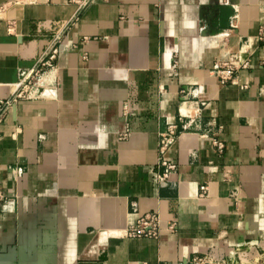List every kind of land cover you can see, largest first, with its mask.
<instances>
[{
	"label": "crops",
	"instance_id": "obj_1",
	"mask_svg": "<svg viewBox=\"0 0 264 264\" xmlns=\"http://www.w3.org/2000/svg\"><path fill=\"white\" fill-rule=\"evenodd\" d=\"M0 101V264H190L264 242V0H0ZM167 120L177 168L158 186ZM154 210L159 237L126 236Z\"/></svg>",
	"mask_w": 264,
	"mask_h": 264
},
{
	"label": "built area",
	"instance_id": "obj_2",
	"mask_svg": "<svg viewBox=\"0 0 264 264\" xmlns=\"http://www.w3.org/2000/svg\"><path fill=\"white\" fill-rule=\"evenodd\" d=\"M14 3L18 4L22 0H12ZM57 48H53L50 54L41 63L42 68L51 66L53 60L57 55ZM243 65H246L243 64ZM235 68L231 66L219 67L216 70V75L219 78V82L222 85H227L234 77ZM43 76V71L41 68H37L35 71L25 74L23 76V83L25 86H31L33 89L30 90L29 96L37 95V88H34V84H30V81L38 83V81ZM4 104L0 101V105ZM7 105V104H6ZM6 110L4 109L0 114V123L5 118ZM178 121L177 120H167L165 127L160 132L159 139V158L157 165L163 168L162 172H157L154 170V181L158 186H166L168 184L170 176L177 168V164L166 158L165 154L168 152L169 148L178 139ZM218 149H223V144L221 142H216ZM207 190L206 186L201 187L202 193ZM6 199V192L0 188V208ZM161 217L160 214L154 210L141 214L132 224L126 229V236L129 238H157L159 237L161 230ZM168 228L170 230H175L176 222L168 223ZM264 242L258 241H244L241 244L230 248L225 253H217L215 251H209L204 254H196L190 259V264H245L246 261L252 260L253 264L264 263Z\"/></svg>",
	"mask_w": 264,
	"mask_h": 264
},
{
	"label": "rangeland",
	"instance_id": "obj_3",
	"mask_svg": "<svg viewBox=\"0 0 264 264\" xmlns=\"http://www.w3.org/2000/svg\"><path fill=\"white\" fill-rule=\"evenodd\" d=\"M262 244H264V243H262ZM247 263H245V264H253L252 263V260H248V261H246ZM256 264H259V263H256ZM261 264H264V263H261Z\"/></svg>",
	"mask_w": 264,
	"mask_h": 264
},
{
	"label": "water",
	"instance_id": "obj_4",
	"mask_svg": "<svg viewBox=\"0 0 264 264\" xmlns=\"http://www.w3.org/2000/svg\"><path fill=\"white\" fill-rule=\"evenodd\" d=\"M15 109H16V105L13 106V110H14V112H15Z\"/></svg>",
	"mask_w": 264,
	"mask_h": 264
}]
</instances>
